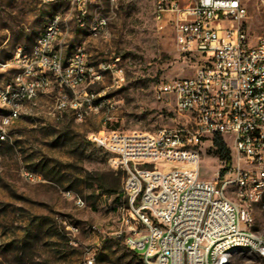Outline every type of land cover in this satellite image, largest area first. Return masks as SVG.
<instances>
[{"label": "built area", "instance_id": "1", "mask_svg": "<svg viewBox=\"0 0 264 264\" xmlns=\"http://www.w3.org/2000/svg\"><path fill=\"white\" fill-rule=\"evenodd\" d=\"M43 1L70 2L77 7L79 28L92 37L108 35L102 12L87 21L94 0ZM154 17L159 31L170 27L179 52L199 56L202 64L193 76L163 80L154 90L158 101L171 102L188 116L187 123L153 132L113 130L97 139L109 151L110 167L125 176L116 235L142 264H228L244 249L264 259V234L253 229V206L259 203L264 210V35L251 37L243 0H154ZM67 33V22L55 14L28 50L19 47L10 59L0 60V71L15 68L0 84V107L6 111L0 144L9 142L8 126L25 105L53 84L59 88L58 118L68 110L77 121L88 113L114 112L110 99H97L87 86L105 73L114 85H123L120 57L96 68L78 44L67 58L62 46ZM111 119L108 115L105 122ZM216 136L229 141L232 161L208 180L201 176L200 145H213ZM23 174L31 182L41 179L27 170ZM65 195L86 206L72 191Z\"/></svg>", "mask_w": 264, "mask_h": 264}, {"label": "rangeland", "instance_id": "2", "mask_svg": "<svg viewBox=\"0 0 264 264\" xmlns=\"http://www.w3.org/2000/svg\"><path fill=\"white\" fill-rule=\"evenodd\" d=\"M243 3L251 37L264 35V0ZM88 5L87 21L96 11L108 17L106 37H92L87 28H79L77 7L68 1L0 0V60L10 59L19 47L28 50L49 20L60 14L68 25L62 42L67 58L82 44L96 68L119 56L126 77L117 86L105 73L101 81L87 86L97 99L115 104L112 113L105 109L77 121L68 110L58 118L59 88L53 84L8 126L9 142L0 144V264H88V259L94 264H142L116 235L121 222L117 196L125 176L110 167L109 151L97 139L112 127L120 133L153 132L187 123L189 117L171 102L158 101L154 90L163 80L193 76L202 60L177 50L170 27L158 30L154 0H118L115 6L94 0ZM14 72L15 68L0 71V84ZM5 113L0 107V122ZM108 115L112 119L106 123ZM200 148L203 178L212 180L219 170L220 174L227 170L214 144L205 142ZM25 170L41 179L27 180ZM69 190L86 206L78 207L68 198ZM227 195L235 197L232 189ZM253 214V229L264 234L261 204L253 206ZM73 226L79 232H73ZM228 264H264V259L244 249L236 251Z\"/></svg>", "mask_w": 264, "mask_h": 264}, {"label": "trees", "instance_id": "3", "mask_svg": "<svg viewBox=\"0 0 264 264\" xmlns=\"http://www.w3.org/2000/svg\"><path fill=\"white\" fill-rule=\"evenodd\" d=\"M113 130H118V128L112 127L110 129V131H113ZM213 144H214L216 151H217V154L220 156V158L222 160H224L229 165L232 161V155H231L230 148L228 147V144L224 141V139L221 136H216L213 139ZM223 171H222V173H223ZM119 172H121V171H119ZM119 185H120V178H117L116 182H115V186L118 187ZM100 188H101V186H100ZM113 191H116V190H113ZM120 197H121V191L118 193L117 199L120 200Z\"/></svg>", "mask_w": 264, "mask_h": 264}]
</instances>
